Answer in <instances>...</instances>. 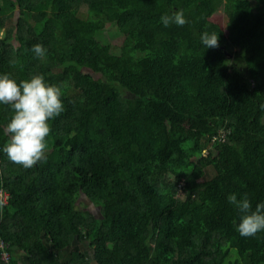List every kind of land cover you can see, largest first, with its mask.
Masks as SVG:
<instances>
[{"label": "trees", "instance_id": "trees-1", "mask_svg": "<svg viewBox=\"0 0 264 264\" xmlns=\"http://www.w3.org/2000/svg\"><path fill=\"white\" fill-rule=\"evenodd\" d=\"M177 10L186 23L161 22ZM107 23L119 44L100 38ZM3 27L0 73H43L64 109L47 159L0 152V264L18 249L30 264H264V230L240 235L227 199L264 200V0H0ZM13 111L0 104V145ZM74 241L93 258L65 261Z\"/></svg>", "mask_w": 264, "mask_h": 264}, {"label": "clouds", "instance_id": "clouds-1", "mask_svg": "<svg viewBox=\"0 0 264 264\" xmlns=\"http://www.w3.org/2000/svg\"><path fill=\"white\" fill-rule=\"evenodd\" d=\"M160 19L164 25H183L187 22L182 10H177L171 16L162 14ZM4 31L5 27L0 35ZM200 39L205 48L214 47L219 43V34L205 31ZM32 50L38 57L44 56L47 51L39 42L32 45ZM62 97L61 84L49 82L43 73L19 80L7 72L0 73V104H7L14 110L3 125L8 140L0 145V152L25 168L47 159L46 137L51 130L49 120L63 111ZM227 199L241 213L236 224L240 235L251 236L264 230V200L257 201L253 207L247 194L238 198L235 192H231Z\"/></svg>", "mask_w": 264, "mask_h": 264}, {"label": "rangeland", "instance_id": "rangeland-1", "mask_svg": "<svg viewBox=\"0 0 264 264\" xmlns=\"http://www.w3.org/2000/svg\"><path fill=\"white\" fill-rule=\"evenodd\" d=\"M84 14V12H83ZM86 15V14H85ZM213 20L214 22H216L220 29H221V32L224 31V26H225V23H226V16H225V13L223 10H219L215 13L214 17H213ZM9 23H7L8 25ZM97 27V31H99V34L100 35V38H102L105 42L107 41H111L114 45H117L119 44L123 37L122 35H119L114 27L111 28V26L107 23L105 24L104 26H96ZM82 199H80V202H79V206L81 207H84V202L85 203H88L90 206V208H92V210L98 215L100 216V212H99V207L95 206V204L91 203L85 196H82L81 197ZM82 200V201H81ZM80 245H85V243H81ZM82 248H84V246H81ZM85 248H86V245H85ZM88 250V253L89 255H93V249L88 246L86 248ZM237 257V253L235 251H232L231 254L228 256V258L226 259V263L229 262L230 260H234L235 258Z\"/></svg>", "mask_w": 264, "mask_h": 264}, {"label": "crops", "instance_id": "crops-1", "mask_svg": "<svg viewBox=\"0 0 264 264\" xmlns=\"http://www.w3.org/2000/svg\"><path fill=\"white\" fill-rule=\"evenodd\" d=\"M14 13L15 16L17 17L19 14V10L17 9ZM81 243L82 244L85 243L86 248L89 246L88 242L86 241L83 242L74 241V243L71 246H68L60 250L59 253L62 256V258L65 261H67L71 257L72 250H76V249L81 250L84 253H87L90 258H93V255H89L88 250L85 248V245H80ZM81 246H84V248H82ZM93 254H94V250H93ZM16 255L18 257V264H30L28 255L25 253L23 249H18Z\"/></svg>", "mask_w": 264, "mask_h": 264}, {"label": "built area", "instance_id": "built-area-1", "mask_svg": "<svg viewBox=\"0 0 264 264\" xmlns=\"http://www.w3.org/2000/svg\"><path fill=\"white\" fill-rule=\"evenodd\" d=\"M8 196H9L8 192L5 189L1 188L0 189V200L2 201L3 204L7 203ZM4 246H6L4 242H1L0 247L4 248L2 251V258L5 261H10L11 253L7 251Z\"/></svg>", "mask_w": 264, "mask_h": 264}]
</instances>
